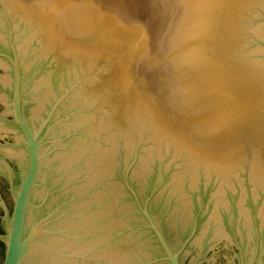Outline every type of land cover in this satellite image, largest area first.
Returning a JSON list of instances; mask_svg holds the SVG:
<instances>
[{"label": "water", "instance_id": "95a60500", "mask_svg": "<svg viewBox=\"0 0 264 264\" xmlns=\"http://www.w3.org/2000/svg\"><path fill=\"white\" fill-rule=\"evenodd\" d=\"M0 264H264V0H0Z\"/></svg>", "mask_w": 264, "mask_h": 264}, {"label": "flooded vegetation", "instance_id": "af4514ba", "mask_svg": "<svg viewBox=\"0 0 264 264\" xmlns=\"http://www.w3.org/2000/svg\"><path fill=\"white\" fill-rule=\"evenodd\" d=\"M0 121H1V122H4L3 119H0ZM1 214H2V213H0V221H1V218H2ZM2 233H3V230L0 229V234H2Z\"/></svg>", "mask_w": 264, "mask_h": 264}, {"label": "trees", "instance_id": "16d2710c", "mask_svg": "<svg viewBox=\"0 0 264 264\" xmlns=\"http://www.w3.org/2000/svg\"><path fill=\"white\" fill-rule=\"evenodd\" d=\"M0 245H2V247H4V245L0 242Z\"/></svg>", "mask_w": 264, "mask_h": 264}]
</instances>
